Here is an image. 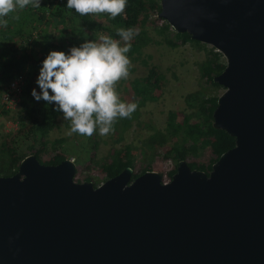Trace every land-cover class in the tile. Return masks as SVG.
<instances>
[{
    "label": "water",
    "instance_id": "95a60500",
    "mask_svg": "<svg viewBox=\"0 0 264 264\" xmlns=\"http://www.w3.org/2000/svg\"><path fill=\"white\" fill-rule=\"evenodd\" d=\"M159 17L226 58L214 126L236 138L210 172L133 168L95 186L72 158L0 177V264H264V0H161Z\"/></svg>",
    "mask_w": 264,
    "mask_h": 264
},
{
    "label": "trees",
    "instance_id": "16d2710c",
    "mask_svg": "<svg viewBox=\"0 0 264 264\" xmlns=\"http://www.w3.org/2000/svg\"><path fill=\"white\" fill-rule=\"evenodd\" d=\"M66 6L67 0H40L39 8L29 5L23 10L17 9L15 12L10 13L6 17L8 19L7 28L2 27L0 29L1 32L7 35L12 34L16 38L10 45H4L0 42V87L7 84L15 74L26 73L27 83L21 103L20 128L29 130L27 126L31 124L34 131V140L28 146L29 151L18 148L16 138L5 139L2 142L0 146V177L14 175L19 170L21 161L30 154H35L38 160L45 164H58L66 158L65 156H55L47 162L43 161V153L51 142L48 136L53 130L58 128L57 118L62 112L57 111L54 104H47L42 99L37 101L32 96L34 88L37 92H40L36 80L42 61L49 51L58 50L63 46L67 50L73 46L78 47L81 45L80 43L90 40L92 36L94 39L98 38V35L111 36L124 46L125 42L117 35V29L132 28L135 30L141 18L143 16L147 17L150 10H157L158 13L161 11V0H127L124 12L115 17V19L112 18L110 25L99 22L95 18V14L81 16L74 9H68ZM105 14L109 15L106 12ZM51 24L54 27L62 24V28L58 29V32H48L45 28L39 31L40 25L47 27ZM35 30L39 34L35 35ZM27 32L30 33L28 34ZM158 33L164 35L161 41L154 40L146 30H143L137 36L134 35L130 41V51L126 55L138 59L142 55L143 48L151 42H165L171 47L191 42L196 45H202L203 49L207 45L192 39L188 32L179 33L175 31L168 22L159 26ZM206 52L207 58L201 64L203 77H206V82L214 88L222 87V85L215 82L214 77L224 71L227 65L226 58L214 47L207 49ZM163 79L164 75L162 73L136 78L132 82V88L138 94L143 95V89L161 88ZM142 98L144 97L142 96ZM187 98L190 102H193L192 104L197 109L185 115L181 122L178 120L179 114L177 112H170L166 131H156L150 137V142L148 143L151 148L155 142L169 143L171 138L179 135H182L189 142L187 146H170L166 150V157L174 155L178 160L176 166L170 171V177H173L177 172L180 160L186 159L188 161L189 156L197 157L205 149H210L212 152L210 163L207 166L195 161H188V163L192 169L210 172L213 164L218 161L220 156L236 144L234 136L226 130L214 126L213 113L218 104V95L197 91L190 93ZM193 119L197 121L193 122ZM113 127H116V125L114 124ZM36 138L39 140L37 141ZM119 138H122V133L119 134ZM37 142H39L38 148H36ZM93 143L97 148L99 145L98 141ZM133 152L132 145H126L123 149H114L109 158L103 160L101 164L106 172L104 182L120 174L128 166L134 169ZM148 170L150 169H144L141 173L133 172L131 180ZM91 179L89 177L87 181ZM94 184L95 186L100 185L99 183Z\"/></svg>",
    "mask_w": 264,
    "mask_h": 264
},
{
    "label": "rangeland",
    "instance_id": "374dc122",
    "mask_svg": "<svg viewBox=\"0 0 264 264\" xmlns=\"http://www.w3.org/2000/svg\"><path fill=\"white\" fill-rule=\"evenodd\" d=\"M147 15V17L143 16L136 26L137 34L135 36L146 30L154 40L161 41L164 35L158 33V28L161 26L159 13L152 9ZM108 16L105 13L95 14V18L105 25L112 23V18ZM44 28L48 32H58V29L62 28V24L56 27L53 24L47 27L40 25L39 31ZM37 30L34 31L35 35L39 34ZM99 37L98 35V38L94 39L92 36L90 40L98 41ZM15 40L16 38L12 34L7 35L0 31L2 44L10 45ZM201 46L187 42L181 43L177 47H171L165 42H151L143 48L142 55L138 59L128 56L130 60L128 78L118 81L115 87L121 101L138 104L131 118H117L114 123L116 125L114 131L107 136L100 135L97 128V131L89 137L78 133L68 135L70 122L64 119L63 113H60L57 118L58 128L48 136L51 142L43 153V161L47 162L55 156L72 158L77 165L76 181H87V178L91 177L90 181L102 184L106 177V172L101 164L103 160L109 158L114 149H123L126 145H132L135 163L133 172L141 173L144 169H150L160 172L162 176H170V171L176 166L178 160L174 155L166 157V150L170 146H187L189 142L179 135L171 138L169 143L155 142L154 146L150 148L148 144L150 137L156 131H166L170 112H177L178 120L181 122L185 115L197 109L192 104L193 102L187 98L190 93L202 91L205 94L220 96L225 91L223 86L214 88L209 85L206 82V77H203L201 64L207 58V49H212L213 46L207 44L204 49ZM58 50L68 54L70 49L67 50L63 46ZM156 73L164 75L161 88L143 89V95L134 91L132 88L134 79L153 76ZM23 75L27 82L26 73L23 72ZM5 86L6 84L0 87V102ZM20 110L21 105L10 111L0 110V146L5 139L13 137L16 138L18 148L29 151L28 146L34 140L33 126L29 124L27 126L29 130L20 128ZM192 121L196 122L197 120L193 119ZM120 133H122L121 139L119 138ZM36 140L39 139L36 138ZM94 141L99 143L97 148ZM38 147L39 142L36 144V148ZM211 155L210 149H205L197 157L189 156L188 161L199 162L207 166L210 163Z\"/></svg>",
    "mask_w": 264,
    "mask_h": 264
},
{
    "label": "clouds",
    "instance_id": "9594fccd",
    "mask_svg": "<svg viewBox=\"0 0 264 264\" xmlns=\"http://www.w3.org/2000/svg\"><path fill=\"white\" fill-rule=\"evenodd\" d=\"M29 5L39 8L40 0H0V27L7 28L10 13ZM126 5L127 0H67L66 7L81 16L106 12L115 19ZM136 34L132 28H118L124 46L111 36L101 35L98 41L86 40L71 47L68 54L50 50L44 58L36 80L40 92L34 88L32 96L54 104L63 113L70 122L68 135L90 137L98 128L100 135L107 136L114 131L117 118H131L136 111L138 104L121 101L115 87L128 78L130 60L126 53Z\"/></svg>",
    "mask_w": 264,
    "mask_h": 264
},
{
    "label": "built area",
    "instance_id": "2783aa9c",
    "mask_svg": "<svg viewBox=\"0 0 264 264\" xmlns=\"http://www.w3.org/2000/svg\"><path fill=\"white\" fill-rule=\"evenodd\" d=\"M159 23L162 26L165 23H167V20L160 18ZM26 83L27 82L25 80V75H23V73L15 74L9 80L2 93L0 110L10 111L18 108L21 105L25 92ZM162 180L164 183H169L172 180V177L167 175L162 176Z\"/></svg>",
    "mask_w": 264,
    "mask_h": 264
}]
</instances>
